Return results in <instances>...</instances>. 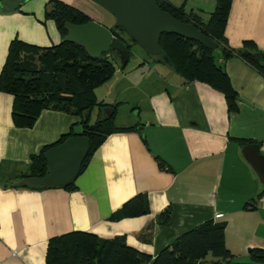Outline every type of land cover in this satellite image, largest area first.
Segmentation results:
<instances>
[{
    "label": "crops",
    "instance_id": "crops-1",
    "mask_svg": "<svg viewBox=\"0 0 264 264\" xmlns=\"http://www.w3.org/2000/svg\"><path fill=\"white\" fill-rule=\"evenodd\" d=\"M47 1L22 0L13 10L0 6V69L13 38L38 47L60 42L54 23L43 17ZM58 1L104 27L113 24L105 25L88 0ZM164 1L202 19L214 9V0ZM224 37L231 49L251 41L264 51V0H232ZM117 62L113 76L93 93L96 101L114 106V120L118 109L125 116L115 127L136 130L108 135L72 192L18 186L29 176V157L70 126L78 134L79 119L43 110L31 128H16L12 97L0 93V264H44L48 239L71 231L101 239L122 236L128 247L154 257L205 221L224 224V246L233 262H247L252 249L264 250V195L250 205L263 187L241 154L247 144L237 142L258 144L264 157V79L238 58L217 57L237 97L236 111L228 113L219 92L182 83L164 62L143 60L127 71ZM105 109L91 110L89 121L109 115ZM155 157L170 171L158 169ZM137 194L146 195L148 214L109 220ZM164 209L169 217L161 226L156 217Z\"/></svg>",
    "mask_w": 264,
    "mask_h": 264
},
{
    "label": "trees",
    "instance_id": "trees-1",
    "mask_svg": "<svg viewBox=\"0 0 264 264\" xmlns=\"http://www.w3.org/2000/svg\"><path fill=\"white\" fill-rule=\"evenodd\" d=\"M232 0H214V9L202 19L198 12L184 11L182 6L174 7L164 0H156V6L172 19L191 25L202 36L215 44L213 50L182 37L162 34L158 40L161 56L170 70L181 78L182 83L199 82L219 92L228 113L237 109V97L232 90L222 65L216 58L226 61L238 58L256 71L264 79V51L258 50L253 42L243 41L238 49L228 47L224 37V27ZM44 20H51L60 37L65 35L63 25H82L90 19L79 10L58 0H48L44 5ZM111 36L119 40L127 50L128 38L121 28L106 27ZM129 42V41H128ZM116 53H104L97 58L89 57L84 50L67 42H59L50 47H38L13 38L6 50L0 69V93L10 95L11 120L16 128L29 129L43 110L62 112L79 119L80 132L74 134L70 126L51 145L40 148L36 155L29 157L28 177L40 178L45 173L43 153L73 135L84 136L88 140V150L79 169L80 174L90 157L104 139L114 133H129L135 126L119 128L114 126V106L96 101L94 89L107 82L116 70ZM161 56L153 57L163 63ZM126 65V64H125ZM121 65L120 69H124ZM111 108L109 115L89 123V113L96 109L100 113ZM87 116L85 117V115ZM241 145L251 141H237ZM157 167L163 171L170 169L158 158ZM21 180V178H20ZM19 180V181H20ZM22 189H28L21 185ZM67 192L75 190L74 181L60 188ZM264 195V187L251 199L255 202ZM248 206L246 204L243 208ZM148 214V201L145 194H137L124 202L109 217L110 221L136 218ZM169 210L164 209L156 217V222L165 226ZM44 264H264V250L252 249L248 261L233 262L232 255L224 246V224L205 221L195 228L176 237L168 246L150 257L128 247L124 237L111 239L97 238L81 231H71L48 239L45 248Z\"/></svg>",
    "mask_w": 264,
    "mask_h": 264
},
{
    "label": "water",
    "instance_id": "water-1",
    "mask_svg": "<svg viewBox=\"0 0 264 264\" xmlns=\"http://www.w3.org/2000/svg\"><path fill=\"white\" fill-rule=\"evenodd\" d=\"M22 0H2L0 6L12 10ZM113 19V28H121L125 35L140 45L150 56H161L158 40L162 34H171L195 41L213 50L215 44L202 36L191 25L172 19L156 6V0H91ZM65 35L61 42L73 43L81 47L91 58L104 53H116L115 60L125 65L128 53L124 45L111 36L109 30L92 21L82 25H63ZM163 62L166 58L161 56ZM111 112V108H106ZM87 114L85 115V117ZM258 144H247L242 150L243 158L248 162L259 183L264 187V157L258 153ZM88 150V140L84 136L73 135L58 146L46 150L42 158L45 173L42 177H26L20 185L30 190L62 188L72 183L78 176L80 165Z\"/></svg>",
    "mask_w": 264,
    "mask_h": 264
},
{
    "label": "rangeland",
    "instance_id": "rangeland-1",
    "mask_svg": "<svg viewBox=\"0 0 264 264\" xmlns=\"http://www.w3.org/2000/svg\"><path fill=\"white\" fill-rule=\"evenodd\" d=\"M89 3H91V7H93V9H96V11H98L99 13H102L104 15V24L109 25L112 24V17L109 16V14H107L105 11H103L101 8H99L98 6H96L95 4H93L91 2V0H88ZM129 41V42H128ZM127 43L130 46V54L128 57V60L126 62V65L124 67V69L127 71L131 68H134L135 66H137L139 63H141L143 60H149L152 59L153 57L150 56L140 45H138L137 43L131 42L130 40H127ZM154 59V58H153ZM119 62V61H118ZM117 62V63H118ZM123 109H126L125 106H123ZM121 111L118 109V113H117V117L114 120L115 123L116 121L118 122H122V120L125 119V116L123 118L122 114L120 113ZM133 115V113H132ZM114 118H115V114H114ZM93 119L91 118L89 123H92Z\"/></svg>",
    "mask_w": 264,
    "mask_h": 264
}]
</instances>
